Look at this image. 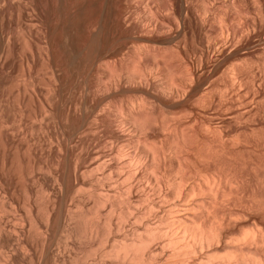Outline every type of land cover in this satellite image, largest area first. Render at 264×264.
Returning <instances> with one entry per match:
<instances>
[{"label":"bare ground","instance_id":"obj_1","mask_svg":"<svg viewBox=\"0 0 264 264\" xmlns=\"http://www.w3.org/2000/svg\"><path fill=\"white\" fill-rule=\"evenodd\" d=\"M21 1L24 2V0H21ZM81 1L82 0H80V1L79 0H26L25 1L27 3L26 5L31 4L34 7L35 18H33V17H32L33 19L31 18L32 23L31 24L29 23V26H30V29L32 31L33 30H34V32L37 31L39 36L44 38L43 40H46L45 48L42 47L43 50L41 52V53L44 52V55L46 53V56H48L46 58H49L50 53L52 54L53 52L57 53L60 56H62L64 54L66 55V53H63L64 52L63 47H65V46L62 47L63 42L61 39L63 38V34L65 35L66 30L70 29V27H68V25H67V22L70 21L68 19L71 18V17L69 18V16L72 13H75L76 10H78V8L80 7L78 5ZM121 1H123L124 5H125V10H124L123 14L121 15L122 16L121 22H123L122 24H124L126 27L125 29H126L127 37L128 38H134V46L132 45V50H130V53L128 54L129 56H131V58L129 57V59L133 60L132 62H135V61L138 62L139 61L138 63L145 65V67L142 66L144 68L141 67L139 69V68H137L138 67L137 66L136 68H137V70L138 69L139 70L136 72L134 70V73L129 71L130 74L128 73V75H127V72H125V71H123V74H121L122 71L121 72L117 71V72H113V73L110 71L109 75H110V73H111V75H110V77H108L109 91L110 90H112V91L130 90V91H133V93L137 92V93H140L142 95L144 94L146 97L148 96V97H151L154 99H159V98H161V96L163 98L182 96L183 94L186 95V93H185L186 91L189 93L195 92L198 90L199 87L202 88L201 86L203 85V82H205L204 80H207V78L204 79L203 81L200 78H197L194 81V80H190L189 78H187V77H190V76H187L189 74H186V73H185L186 75L183 74L185 76L184 77V76H180V74H181L180 73L176 77V74L173 75V73L171 71H168V73L171 72L170 74H168V76L170 75V78L173 75L171 78L172 80L170 82L169 81L163 82L161 78L160 79L156 78L153 75L154 73L152 74V72L150 70L152 68L151 66L153 64L152 61H151L152 64H150L151 62H149L150 61L149 58L152 59L151 55L155 56V54L157 53L156 56H158V54H160V53L163 54L164 51L166 52V54H168L167 49H169L171 46L173 48V45L176 46V44L178 43V41L176 40L177 39L176 37L179 38V36H181V37L185 36L182 34L185 33L186 30L189 29L188 26L191 29H192V26L193 27L196 26V27H199L200 29H202L203 31H206V33H210L209 35L207 34L209 36V37L207 36L209 38L208 39L209 44H214V46L218 44V41H219V43L221 41H224L223 40L224 36L227 39L228 38L234 39L235 38L234 36L237 35L236 32H237L238 26L235 27L233 25L234 23H231L233 21L229 22L232 24L231 26H230V24L224 25L223 24L224 19H222V17L220 16V13L217 12V10H218L217 4L219 2H222L221 0H143V3L145 2L144 5L146 6V7L144 6L145 10L142 8H139V6L137 7V5H135V3L138 0L137 1L136 0H121ZM224 1H225V4L227 5V7L229 9L233 10L232 12L235 11L236 13H238V10L241 11V9H242L240 7L241 3H240V5H238L239 3H237L239 0H237V2H234V0H224ZM242 1H245V0H240L239 2H242ZM99 2H103V1H99ZM14 3H16V0H0V14L4 10H7V12L9 13L8 20H7V26H2L4 24V22L3 23L0 22L2 24V25H0V65H2V68H4V70H5L4 71L5 77H6V81H7V85H8V87H7L8 92L6 93L7 94L6 98L0 99V143H2L3 144L2 147L4 146V148H5V150H4L5 155H4V158L2 161V168L0 169V264H110V259L112 257L116 258L118 264H264V170L255 176L251 175V172L254 169V166H257L254 164H253V167L251 164L248 165L249 167L245 165L246 166L245 170L247 169L245 171V173L240 171V170L239 171L232 170V167H230L228 165V163H226V159H224V160L219 159L221 157L222 158L226 157V156H224V154H225L224 150L218 152L219 150H222V149H219V150L217 149L215 156H213L214 157L213 162L211 161L212 159H210L211 157H209L210 163L211 162L213 163L212 167L211 166H210V168L207 167L206 170L193 169L192 167H194V165H193L194 163H192L193 161L190 162V160H189L190 158L188 156L190 153L189 154L187 153L188 152L187 151L188 150L187 145L190 142H188L186 139L187 134L184 133L186 130L183 128L185 131H181L182 129H179V127H178L179 124L174 126L175 129L173 128L174 129L173 132L171 131L173 133V135H171L173 142L169 148L161 149V148L154 147V143H152V141L150 140L151 143L153 144V145L151 144L153 146V147H151L149 145L150 141L148 140V132L151 131V129L154 126H157V123H158V120H157L158 116L155 115L156 113L155 114L153 113L154 111H152V109H151L152 113L147 112V109H146V111L143 110L144 112L143 111L139 112V114H137V113L134 114L133 109H132V111H130L131 112L130 119L132 120L133 123H131L130 119H129V124H131V125L134 124L132 127H134V129H135L136 135L133 136V138L129 142L130 143L129 146L131 145V143L136 146L139 142H141L140 139L143 140L142 143L145 141L146 142L149 141V142H147L148 145L146 142H145L146 144L143 143L144 145H142V143H141V145L140 144L137 145L136 146L137 150L135 151V149H134L133 151H135V152H133V154L134 153L136 154L138 152V150H140L141 155H144L146 157L150 156L151 161H149L150 163H149L146 171L143 172L142 177L144 178V180L147 179L148 182L149 181L152 182L153 180L155 181V183H154L155 186L153 185L155 188L152 186L153 189L152 188L151 189L158 191L159 193H157V194L161 193V196L164 197V198H162V199H164L163 200L164 202L162 200H160L157 203V202H155L156 201L155 199H154L155 201H150L151 198L148 197L149 195L147 196V194L145 193L146 196H144L145 194H143L142 197L143 196L144 197L141 198V200L140 199L139 200L141 202L143 201L142 204H146L145 205L146 208L144 210L140 211L141 207H142L140 204L139 212L135 211V213L133 214L134 216H132V219L134 220L135 223H137V225L132 227L133 231L129 235H126L127 231H125L126 226L128 225L127 224V222H128L127 221L128 220L127 213L122 208V206H120V203L122 204L123 202L122 201L119 202L120 200L118 197H116V199H115L113 196L114 194L112 195L108 189V185H109L108 181H111L112 175L120 173L121 169L123 168L122 167L123 163H125L124 162V156H125V153L127 152V150L125 151V149H127V148H125V149H123V148L125 147L124 145L126 143V140H128L127 135L125 134L126 125H124V123H123L124 120L121 121L117 117V115H119L120 113H116L117 115L115 117V115H114L115 113L113 111H111V114L114 113V114H112L113 116L109 115L110 114L109 112H107L108 113L107 114L104 111L106 113V114L104 113L105 117L109 121L107 120L108 122H106V124L103 123L105 133L107 136V140L109 141V142L108 141L107 142L110 144L109 147L112 150L113 154L108 155L109 153L108 154L105 153V154H100L95 158L93 157L94 159L91 161L90 165L88 164L89 166H86V167L84 165H79L80 164L78 162L79 160L76 162L79 164L75 165L74 167L68 166L69 168H61L60 164L62 162L59 163V166L54 167V168H44L42 166L41 167L40 166L39 167L34 166V168L31 167L32 168L31 170H28V169L24 170V167H25L24 166L23 170H22V178H23L22 180H23V182L25 181V184L27 185L25 190H24V194H25L24 197L26 198V199H24L26 201V203H25L26 207H25V212H24L25 216L20 217L19 216L20 214L16 215V213L19 211V209L16 208V204L18 205V202L16 203L17 200L13 201L12 197H10V191L11 190H9L10 189L9 186L11 185L10 182L12 180H11V176H10L9 169H8L9 152L12 148L13 143H14L15 131H16V130H14V127H13L14 125L12 122V120H14V115H15V114L13 115V111L15 110L16 107L14 108L15 103L13 104L12 100H11V95H13L12 94L13 92H11V91L13 89H11L12 86L10 87L12 68H13V63H14L13 60H14V56H15V53L17 50V47H16V37L17 36L15 37V34L13 32V29H12V25H11V23H12L11 22L12 21V18H11L12 12L11 11H12V7H14L13 5H16ZM17 3L19 4L20 2H17ZM96 3H97V1H96ZM235 3H237V4H235ZM254 3H256V2H253V4ZM22 4H24V3H22ZM31 5H29V6H31ZM24 6H25V4H24ZM236 6H238V7L236 8ZM33 7H30V8H33ZM20 9H22V8H20ZM256 9L258 11L257 14H259L258 17H261L260 18L261 22H264V0H257ZM242 11H241V13L239 12L240 13L239 15L236 13L235 14L238 16H243V15H241V14H243ZM24 12H26V11L24 10ZM31 13L33 14V12H31ZM76 15H78V14L75 13L73 16L75 17ZM1 16H3V15H1ZM30 16H31V14H30ZM32 16H34V15H32ZM243 18L246 21L245 16ZM2 19H5V17ZM20 19H18V20H20ZM73 19H75V18H73ZM5 20H3V21H5ZM241 20H242V18H241ZM21 21H23V20H21ZM90 23H91V21H90ZM75 25H76V23H75ZM262 26H264V25H262ZM21 29H19V30L21 31ZM206 29H209V32H207ZM26 30H27V27H26ZM95 30H96V28H95ZM68 32H69V30H68ZM91 32H94V31H92V29H91ZM91 32H90V34H91ZM173 32H174V37H172ZM30 33H32V32H30ZM22 34L20 35V37L22 36ZM124 34H125V32H124ZM23 35L26 36L25 34H23ZM66 35H65V37H66ZM68 35H69V33H68ZM68 35H67V37H68ZM91 35H93V34H91ZM168 35H170L171 37H169ZM93 36H92V38H93ZM72 37H73V35H72ZM97 38H99V37L96 36L95 39H97ZM24 39H25V37H24ZM83 39H85V38H83ZM135 39L137 42L135 41ZM28 40H26V41H28ZM87 40L88 39L86 38V41ZM99 41H101V40H99ZM99 41L88 40L86 43H84L83 48H85L87 52L85 51L86 53L85 52L81 53V54L85 53V55H83V56L80 55V57L81 56H82V58L85 57L84 58V60L86 59L85 62L86 63L88 62L89 64L93 63V62H94V64H96V61L97 62L100 61L99 63L102 62L103 63L102 65H104V66L106 65V68L109 69L110 67H107V66H109V60L105 56H103V54H105V53L103 51H101V52H103V54H101L97 51L98 45L100 48V43H98ZM42 42H45V41H42ZM81 42H83V41H81ZM84 42H85V40H84ZM80 45H81V43H80ZM26 46L28 47V45H26ZM67 48H68V46H67ZM83 48L80 47V49H78L79 51H77V52L80 53V51L81 52L84 51ZM30 49H31V47H30ZM174 49H175V47H174ZM74 51H76V50H74ZM172 51H174V50H172ZM79 53H77V54H79ZM54 54H53V56H54ZM77 54L75 56H77ZM166 54H165V56H166ZM148 55H149V58H148ZM168 56H169V54H168ZM179 56L180 55H178V57ZM67 57H68V54H67ZM80 57H78V58H80ZM200 57H202V55ZM61 58H66V57L64 56ZM74 58H71V59L74 60ZM164 58H166V57H164ZM175 58H177V57H175ZM70 60L68 59V61H70ZM76 60H77V58H76ZM76 60H75V62H76ZM177 60H179V58ZM82 61H83V59H82ZM142 61H144V64L142 63ZM145 61H146V64H145ZM171 61H170V63H171ZM60 62H62V60ZM79 62H81V61L79 60ZM24 63H25V61H24ZM231 63H233V62H231ZM65 64L66 63H64V65L62 64L63 67H65ZM69 64H70V62H69ZM58 65H60V64H58ZM216 65L214 66V70L216 68ZM154 66H156V65H154ZM187 66H188V64H187ZM139 67H140V65H139ZM217 67H218V65H217ZM167 68H168V66H167ZM236 68H237V66H236ZM239 68H240V66H239ZM234 69H235V67H234ZM114 70H117V69H114ZM114 70H112V71H114ZM169 70H172V68ZM231 70H233V69L231 68ZM24 73H26V71ZM102 73H103V71H102ZM237 74H235V75L237 76ZM109 75H107V76H109ZM164 75H166V74H164ZM238 75H240V73ZM25 76H26V74H25ZM234 76H231V77L234 78ZM103 77L100 76L97 79L96 83L99 87H101V83H103V84L105 83V81H104L105 78L103 79ZM160 77H162V76H160ZM25 79H26V77H25ZM167 82H169V83H167ZM232 82H233V80H232ZM13 87L15 88V86H13ZM25 89L26 88H24V90ZM97 89H99V88H97ZM149 89H152V92L155 90L156 91L155 93L158 92V95L160 93V97L158 95L155 96V94H151L152 92L149 93V91H151ZM231 89H232V87H231ZM147 90H148V92H147ZM50 91H51V89H50ZM99 91H101V90H99ZM130 91H127V92H130ZM216 91H217V89H216ZM225 91H223V92H225ZM24 92H26V91H24ZM180 93H183V94L179 95ZM4 94H5V92L3 93V95ZM213 94H214V92H213ZM224 94H226V92ZM24 95H26V94L24 93ZM222 96H223V94H222ZM183 98L186 99L187 97L185 98L183 96ZM16 100H18V99L16 98ZM159 101H160V99H159ZM19 102H18V104H22L21 100ZM163 102H164V99H163ZM144 103H143V105L148 106V104L146 102H144ZM160 103H162V101ZM27 104L25 106H27ZM132 104H133V102H132ZM162 104H163L162 106H165L166 108H170L169 105H167L165 103H162ZM243 104H245V103H243ZM243 104H242V107L244 106ZM44 105H46V104H44ZM50 105L52 106V104H50ZM140 106H142V105H140ZM152 106H154V105H152ZM232 106L233 105L231 104V107ZM208 107H209V105H208ZM20 108L22 109V106ZM44 108L46 111L47 110L46 106ZM51 109H53V107ZM25 110L23 109V112ZM121 110H122V108H121ZM203 110H204V107H203ZM208 110H209V108H208ZM23 112H22V114H23ZM119 112H121V111L119 110ZM42 113H44V112H42ZM18 115H20V114L18 113ZM25 116H26V114H25ZM29 116H27V119ZM110 116L113 117V120H111L112 118ZM122 116L123 115H121V117ZM23 117H24V114L22 115V119L25 120ZM114 117H115V119H114ZM232 117H234V116H232ZM15 118H16V116H15ZM188 118H190V117H188ZM47 119H50V118L47 117ZM23 120L21 121V123L24 122ZM85 120H86V118H85ZM44 121H45V119H44ZM98 121L97 120L94 121L95 124L99 123ZM196 121H199V120H196ZM90 122H93V121H90ZM85 123H86V121H85ZM56 124H57V122H56ZM164 124H165V122H164ZM194 124H196V123H194ZM165 125H167V124H165ZM211 125L209 126V128L211 127ZM91 126H93V124ZM164 126H163V128H164ZM21 127H22V125H21ZM21 127L19 129H21ZM207 127H208V125H207ZM23 128L24 127H22V129ZM41 129H42V127H41ZM48 129H50V128H48ZM104 129H102V130H104ZM252 130H254V129H252ZM20 132H22V131H20ZM24 132H23V135H24ZM46 132L48 133V131H46ZM62 134H65V133L63 132ZM88 134H89V132H88ZM193 135H195V134H193ZM255 135H256V133H255ZM257 135H258V133H257ZM27 137L28 136H26V138ZM38 137H40V136H38ZM189 137H191V136H189ZM223 137H225V136H223ZM259 137H261V136L259 135ZM33 138H35V137H33ZM191 138H189V139H191ZM248 138H249V136H248ZM248 138H247V140H248ZM22 139H23V137H22ZM41 139H40V142H41ZM64 139H65V137H64ZM218 139H220V141H221V137L220 138L218 137ZM222 139H224V138H222ZM262 139L264 141V137ZM30 140H32V138ZM228 140L229 139L226 138V141H228ZM231 140H233V139H231ZM231 140H229V141H231ZM237 140H238V138L236 137L235 141L237 142ZM260 141H261V138H260ZM221 142L223 143L225 141L222 140ZM233 142H234V140H233ZM230 143H232V142H230ZM247 143H248V141H247ZM35 144H36V142H35ZM52 144H54V142ZM106 144L107 143L104 144L105 147L107 146ZM207 144H209V143H207ZM224 144L226 146V143H224ZM241 144H242V142H241ZM254 144H256V143H254ZM122 145L124 146L123 148H122ZM134 145H133V147L135 148ZM218 145H216V146H218ZM235 145H236V143H235ZM225 146L223 145V147H225ZM259 146H260V144H259ZM105 147H103V148H105ZM198 147H199V145H198ZM201 147H203V145ZM103 148H101L100 150H103ZM113 148H115L116 151H114ZM211 148L212 147H210V150H211ZM234 148H236V147H234ZM60 150H62V149L60 148ZM104 150L106 151L107 149L105 148ZM201 151H202V149H201ZM107 152H108V150H107ZM95 153L99 154L100 152L96 151ZM139 153H137V155ZM78 154H80V153H78ZM231 154H229V155H231ZM244 154H246V153H244ZM259 154H258V156H259ZM112 155H113V157H112ZM63 156H64V154H63ZM128 157H131V155ZM141 157L142 156H140L138 159L137 156L134 155L132 157V159L134 161L132 159H130V160H132L135 163H136V161L138 163H141L142 162ZM127 158H125V159H127ZM196 158H198V156H196ZM233 158H234V155H233ZM251 158H253V157H251ZM231 159H232V156H231ZM240 159H242V157ZM168 160H169V165H170V167L174 173V175L171 177L167 173L168 172L166 170L167 167H165V169H164V166L166 165V163H168L167 162ZM201 160L204 161L203 159H201ZM202 161L200 163H203ZM146 163L147 162L144 163L145 165L143 164L144 167H146ZM198 164H196L197 166L195 165L196 166L195 168L198 167ZM233 164H235V162ZM245 164H247V163H245ZM205 165H206V163L204 164V166ZM260 165H261V167L264 168V164H260ZM232 166H234V165H232ZM141 169L143 170V167L140 168L139 170H141ZM148 169H150V170H148ZM171 169H170V171H171ZM144 170H145V168H144ZM99 172L102 173V176H99V175H101ZM142 177H141V179H142ZM116 180L114 179V182ZM31 182H33L35 184H33V186H32ZM141 183H142L141 185L145 184V182L144 183L141 182ZM28 184H30V185L28 186ZM36 184H39L40 186H42L41 189L45 188L47 193H48V197L45 195L46 196L45 198H47V200L44 203L45 204L44 205V211H43L44 217H42V215L40 213V211L43 209L40 208L41 205L38 204L39 202H37L38 201L37 198H36V200L32 199V196H34V195H31V193L33 194V192H34L33 187ZM145 185H143V186H145ZM43 186H44V188H43ZM134 186L132 183V185L130 186V189H129L130 195L129 194L127 195V197L129 196L128 197L129 200H127L128 205H129L128 206L129 210L131 208H135L137 206L136 205L137 202L134 203V201L130 198V196L133 193L132 188H136ZM147 187H148V185H147ZM149 187H150V185H149ZM69 188L72 189V193H71L69 199L67 200L66 195L69 192ZM165 188H167L168 191L165 192L164 191ZM36 191H38V190H36ZM142 191H141V193H143ZM144 192H146V191H144ZM42 193H44V191H42ZM152 195H154V194L152 193ZM174 195H177V198H175L173 202L170 200L172 198H170L168 200L169 197H173ZM122 196H121V198H123ZM159 196L160 195H158V197ZM153 198H155V197H153ZM6 199L11 200L10 202L13 201L12 204H10L9 200H8L9 205L6 204V203H8ZM113 199H114V201L115 200H119V201L118 202H112ZM5 200H6V202H5ZM91 201H92V205H89L91 203ZM159 202H163L164 204L163 203L160 204ZM20 203H21V201H20ZM82 205L86 209H88L87 213L84 211V210H86L84 207H82V209H84V210H82V211H84V213L78 211L80 209L79 206H82ZM74 207H76V210H74ZM6 208H8L9 210H7ZM39 208H40V210H39ZM77 208H79V209L77 210ZM16 209H18V211H16ZM136 209H138V208H135V210ZM8 211L11 212L10 218H12V220H14L13 221L14 223H12V220L7 219L8 215H6V214L8 213ZM115 213H119L120 220L118 221L119 223H117L115 226H113L114 222L112 219V215H114ZM114 218H115V216H114ZM135 227H137V228H135ZM132 228H130V229H132ZM130 229H129V232L131 231ZM123 232H124V235L121 237L120 234ZM60 238H65L66 241H69L67 244H65L66 250L68 247H70L69 249H71V252H69L70 254L68 256H67V254L65 255L64 251H66V250L64 247H63L64 248L63 250L60 249L61 248L60 246H63V245H59L58 247L56 245V242L58 243V241L59 242L63 241V240H60ZM65 240L62 243H65ZM161 250H162V252L164 250V252H163L164 254L162 253L163 256L161 255L162 257L159 255V252H161Z\"/></svg>","mask_w":264,"mask_h":264},{"label":"rangeland","instance_id":"obj_2","mask_svg":"<svg viewBox=\"0 0 264 264\" xmlns=\"http://www.w3.org/2000/svg\"><path fill=\"white\" fill-rule=\"evenodd\" d=\"M25 1L26 0H24V2L21 0H19V1L16 0V3H14L16 5L12 4L14 7H12V11H11L12 12V14H11V18H12L11 25H12V29H13V32L15 34V37L17 36L16 37L17 50H16L14 60H13V62H14L13 68L14 69L12 68V76H11V82H10V87L12 86L11 89H13L11 91V92H13L12 93L13 95H11V100H12L13 104L15 103L14 108L16 107L15 110L13 111V115L15 114L14 120H12L13 125H14L13 126L14 130H16V131H15L14 143L12 145L13 149L11 148L12 151L10 150V152H9L8 169H9V173H10L11 180H12L10 182L11 185L9 184L10 185L9 190H11L10 191V197H12L13 201L17 200L16 203L18 202V205L16 204V208H18L19 211H18V209H16V211H18L16 213V215L20 214L19 215L20 217L25 216L24 212H25V207H26V205H25L26 201L24 199H26V198L24 197L25 196L24 190H25L27 185L25 184V181L23 182V180H22L23 179L22 178V170H23L24 166H25L24 170H27V169L31 170L32 168H34V166L35 167H39V166L41 167L42 166L44 168H54V167L59 166V163L62 162L60 164L61 168L74 167L75 165H77L79 163H80L79 165H84L86 167V166H89L91 161L100 154H105V153L106 154L109 153L108 155L113 154L112 150L109 147L110 144L108 143L109 141L107 140V136H106L105 129H104V124H106V122L109 121L105 117V114L107 112H109L110 113L109 115H111V116H113L112 114L115 113L114 114L115 117L117 115L116 113H120L121 115H123L121 117V115L119 114L120 116L117 115V117L121 121L124 120L123 123H124V125H126L125 134L127 135L128 140H126L125 145L123 144L125 147L122 145V148L123 147H124L123 149L127 148V149H125V151L127 150V152H128V153L126 152L125 156H124V162L125 163H123V166H122L123 168L121 169V172L118 173L119 175L113 174L111 181H108L109 192H111L112 195L114 194L113 196L115 199H116V197H118L120 200V201L119 200L114 201V199H113L112 202H118V201L121 202L122 201L123 203L122 204L120 203V206H122V208L127 213V217H128L127 224L128 225L126 226V229H125V231H127L126 232L127 234L125 233L126 235H129L133 231L132 227L137 225V223H135L134 220L132 219V216H134L133 214L135 213V211L139 212L140 204L142 206L140 211H142L146 208V206H145L146 204H142L143 201L142 202L140 201L141 198H143L147 194V196L149 195L148 197L151 198L150 201L156 200L155 202L158 203V201L164 200V199H162L164 197L161 196V193L157 194V193H159L158 191L152 190L153 187L155 186V184H154L155 181L153 180L152 182L151 181L148 182L147 179L144 180V178L142 177L143 172L146 171V169L150 163L149 161H151L150 156L146 157L144 155H141L140 150H138V152H137V153L140 152L138 155H137V153L133 154V152H135L137 150L136 146L139 144L141 145L143 140L140 139L141 142H139L136 146L132 143H131L132 146L131 145L129 146V144H130L129 142L131 141L133 136L136 135V131H135L134 127H132L134 124L133 125L129 124V119L131 117L130 111H132V109L134 111L133 112L134 114L135 113L139 114V112H141L143 110L146 111V109H147V112L152 113V111H154L153 113L154 114L156 113L155 115L158 116L157 117V120H158L157 126H154L151 129V131L148 132V140L149 141L151 140L152 143H154V147L161 148V149L169 148L173 142L171 135H173L172 132L175 129L174 126H176L177 124H179L178 125L179 129H182L181 131L186 130L184 133L187 134L186 139L188 142H190L187 145V149H188L187 153L188 154L190 153V154L189 155L187 154V155L190 158L189 159L190 162L193 161L192 163H194L193 164L194 167H192L193 169L206 170L207 167H209V168H210V166L212 167V165H213L212 162L214 159L213 156H215L217 149L218 150L222 149V150H219L218 152L224 150V153H225L224 156H226V157L225 158L221 157L219 159L220 160L226 159V163H228V165L230 167H232V170H237V171L240 170V171L245 173V171L247 170V169L245 170L246 166H248L250 164L252 165V167H253V164L257 165V166H254V169L251 172L252 176L257 175L258 173H260L261 171L264 170V168L261 167V165H260V164H264V141L262 139L264 137V29H263L264 26H262V25H264V22H261V19H260L261 17H258L259 14H257V12H258L256 9L257 0H245L242 2H239L240 0L238 2H237V0H234V2L239 3L238 5H240V3H241V5H240V7L242 8L241 11L243 10L242 11L243 14H241V15H243V16H238L241 13V11H239V10H238V13H236L235 11L232 12L233 10H231L227 7L224 0H221L222 2H219L217 4L218 5L217 12L220 13V16L222 17V19H224L223 24L224 25L230 24V26H231L232 25L231 23H234L233 25L235 27L238 26L237 27L238 29L236 32L237 35L234 36L235 37L234 39H231V38L227 39L224 36L223 37L224 41L220 40L221 42L219 43V41H218V44L214 46V44H209V40H208L209 36L208 35L210 33H206V31H203L202 29H200L199 27H196V26H194V27L192 26V29L188 26L189 29L187 28L188 30H186V32L182 34L185 36L181 37L178 35L179 38L176 37L177 38L176 40L178 41L179 44L177 43L176 46L173 45V48L171 46L169 49H167L169 56H168V54H166L165 51L163 52V54H161L159 52L160 53V54H158L159 57L156 56L157 55V53H156L155 56L157 58L155 56L151 55V57H152V59H151V58H149V55H148V58L150 59L149 62H151V61L153 62V64H152V62L150 63V64H152V66L151 65L150 66L152 68L154 67L153 68L154 70L152 68L150 69L152 74L154 73L153 75L156 78H159V79L161 78L163 82H166V81L170 82L172 80L171 78L174 74H176V77H177V75H179L180 73H181L180 76H184L186 74H189L187 76H190L191 78L190 77H187V78H189L190 80H194V81L197 78H200L202 81L207 78V80H204L205 82H203V85L201 84L202 88H200V87H199L200 89L198 88L199 91L197 90V91L191 92V93L186 91L185 92L186 95H184L183 93H180L179 95H182V94L183 95L182 96H176V97H168V98L165 97V98H163L161 96V98H159L160 101H159V99H154V98H151L148 96L146 97L144 94L142 95V94L137 93V92L133 93V91H130V90H127L130 92L123 91V90H118V91L110 90L109 91L108 77H110V75H111V73L109 75L110 71L112 73L117 72V71H120V72L122 71L121 74H123V71H125V72H127V75H128V73L130 74V72L134 73V70H135V72L138 71L142 66L145 67V65L138 63L139 61L136 62L134 60L136 62L135 63V62H132L133 60L129 59V57L131 58V56H129L128 54L130 53V50H132V45L134 46V38H128L127 37L126 29H125L126 27L124 24H122L123 22H121V18H122L121 15L123 14V12L125 10V5H124L123 1H121V0L120 1L119 0H82L78 5V6H80L79 7L80 9L78 8V10L75 11V13L78 15H76L74 17L73 15L75 13H72L69 16V18L70 17L71 18L68 19L70 21L67 22V25H68V27H70V29H67L65 32V35L66 34L68 35V33H69L68 37H67V35L65 37L64 34H63V38L61 37L62 38L61 40L63 42L62 47L65 46V47H63L64 48L63 53H66V55L64 54V55L60 56L57 53L53 52L52 54L50 53L49 58H46V57H48V56H46V53H45V55H44V52L41 53L43 50L42 47L45 48L46 40H43L44 38L39 36L37 31L34 32V30L32 31L30 29L29 23L31 24L32 19L35 18L34 7L31 4L26 5L27 3ZM96 1H97V3H96ZM99 1H103V2H99ZM252 1L256 2V3L253 4ZM17 2H20V3L18 4ZM21 2L24 3L25 6ZM144 3H143V0H138L135 3V5H137V7L139 6V8L144 9L146 7L144 5ZM237 3H235V4H237ZM29 5H31V6H29ZM30 7H33V8H30ZM237 7L238 6H236V8ZM20 8H22V9H20ZM24 10L26 12H24ZM31 12H33V14ZM235 13L238 15H236ZM30 14H31V16H30ZM1 15H3V16H1ZM8 15H9V13L7 12V10H4L0 14V16H1L0 22L1 23L4 22L3 25L1 23H0V25L7 26ZM32 15H34V16H32ZM244 16L246 18V21L243 18ZM4 17L6 20L2 19ZM73 18H75L76 20ZM241 18H242V20H241ZM18 19H20V20H18ZM3 20H5V21H3ZM21 20H23V21H21ZM90 21H91V23H90ZM231 21H233V22H231ZM229 22H231V23H229ZM75 23H76V25H75ZM26 27H27V30H26ZM95 28H96V30H95ZM19 29H21V31ZM91 29L94 32H91ZM68 30H69V32H68ZM206 30H207V32H209V29H206ZM30 32H32L33 34ZM90 32L94 36L91 35ZM124 32H125V34H124ZM22 33L25 34L26 36H24ZM21 34H22V36L20 37ZM72 35H73V37H72ZM170 35H168V36L171 37L173 35L172 37H174V32L172 33L171 36ZM92 36L94 39L92 38ZM96 36H98L99 38L95 39ZM24 37L26 40H28V39L29 40L26 41L24 39ZM83 38H85V39H83ZM86 38L88 40H97V41L101 40L98 42V43H100V48L98 45L97 51L101 54H103V52L105 53V54H103V56H105L109 60V66H107V67H110L109 69L106 68V65L105 66L102 65L103 64L102 62L99 63L100 61H98V62L96 61V64H94V62L89 64L88 62L87 63L85 62L86 61V59L84 60L85 57L82 58V56L85 55V53L87 52L86 49L83 48L84 43H86L88 41V40L86 41ZM80 40L83 42H81ZM84 40H85V42H84ZM42 41H45V42H42ZM135 41H136V39H135ZM80 43H81V45H80ZM26 45H28V47ZM67 46H68V48H67ZM30 47H31V49H30ZM80 47H82L84 49V51H82V52L80 51V53H79L77 51H79L78 49H80ZM174 47H175V49H174ZM74 50H76V51H74ZM172 50H174V51H172ZM73 51L76 54L77 53H79V54H77V56H75L76 54ZM101 51H103V52H101ZM83 52H85V53L81 54ZM164 53L166 54V56ZM53 54H54V56H53ZM67 54H68V57H67ZM80 55H82V56L80 57ZM178 55H180V56L178 57ZM201 55H202V57H200ZM64 56L66 58H61ZM78 57H80L81 59ZM164 57H166L167 59ZM175 57H177V58H175ZM71 58H74V60ZM76 58H77V60H76ZM178 58H179V60H177ZM68 59L69 60L71 59V60L68 61ZM82 59H83V61H82ZM61 60H62V62H60ZM75 60H76V62H75ZM79 60L81 62H79ZM24 61H25V63H24ZM170 61H171V63H170ZM69 62H70V64H69ZM231 62H233V63H231ZM61 63L63 65H64V63H66L68 66L65 64V67L67 66L65 68V67H63V65ZM142 63L144 64V61H142ZM58 64H60V65H58ZM145 64H146V61H145ZM187 64H188V66H187ZM216 64L218 65V67ZM139 65H140V67H139ZM154 65H156V66H154ZM215 65H216V68L214 70ZM167 66H168V68H167ZM236 66H237V68H236ZM239 66H240V68H239ZM136 67L139 69L137 70ZM144 67H142V68H144ZM234 67H235V69H234ZM171 68H172V70H169ZM231 68L233 70H231ZM111 69L112 70L117 69V70L112 71ZM24 70L26 71V73H24L25 72ZM4 71H5L4 68H2V65H0V79H1L0 80V99L6 98V95H7L6 93L8 92L7 91L8 85H7V81H6ZM102 71H103V73H102ZM168 71H171L173 73V75L171 74L172 75L171 78H170V75L168 76V74H170L171 72L168 73ZM236 72L238 74L240 73V75H238ZM25 74H26V76H25ZM164 74H166V75H164ZM233 74L234 75L237 74V76L236 75L234 76ZM99 75L102 77L104 76L103 79L105 78V80H104L105 83L104 84L101 83L102 88L99 87L96 83L98 77H100ZM107 75H109V76H107ZM160 76H162V77H160ZM231 76H234V78ZM25 77H26V79H25ZM232 80H233V82H232ZM169 82H167V83H169ZM13 86H15V88ZM231 87H232V89H231ZM24 88H26V89L24 90ZM97 88H99V89H97ZM50 89H51V91H50ZM216 89H217V91H216ZM99 90H101V91H99ZM149 90H151V91H149V93L152 92V89H149ZM24 91H26V92H24ZM223 91H225L226 94H224L225 92H223ZM4 92H5V94H4L5 96L3 95ZM147 92H148V90H147ZM155 92L156 91L154 90L151 94H155V96H157L158 92L157 93H155ZM213 92L215 95L213 94ZM24 93L26 95H24ZM221 93L223 94V96ZM158 96L160 97V93ZM183 96L185 98L186 97L187 98L184 99ZM16 98L18 100H16ZM162 98L164 99V102H163ZM20 100H21L22 104H18V102ZM161 101H162V103L169 105L170 108H166L165 106H162L163 104L160 103ZM132 102H133V104H132ZM144 102H146L148 104V106H145L146 104ZM242 102L245 104H243ZM43 103L46 105H44ZM49 103L52 104V106ZM143 103L145 105H143ZM26 104H27V106H25ZM231 104L233 105L232 107H231ZM242 104L244 105L243 107H242ZM140 105H142V106H140ZM152 105H154V106H152ZM208 105H209V107H208ZM21 106H22V109L20 108ZM45 106L47 108L46 111L44 108ZM52 107H53V109H51ZM203 107H204V110H203ZM121 108L123 111L121 110ZM208 108H209V110H208ZM23 109L24 110L26 109L25 110L26 112L25 111L23 112ZM151 109H152V111H151ZM119 110L121 112H119ZM111 111H113L114 113L111 114ZM22 112L24 114L23 118L25 120L22 119V115H23ZM42 112H44V113H42ZM18 113L21 116L18 115ZM25 114H26V116H25ZM15 116H16V118H15ZM27 116H29L28 119H27ZM187 116L190 118H188ZM232 116H234V117H232ZM47 117L50 119H47ZM115 117H114V119H115ZM85 118H86V120H85ZM111 118H112L111 120H113V117H111ZM21 119L24 122L21 123V121H22ZM44 119H45V121H44ZM84 120L86 121V123ZM96 120L97 121L99 120L98 121L99 123H97L98 125L95 124V122H94ZM196 120H199V121H196ZM90 121H93V122H90ZM56 122H57V124H56ZM130 122L133 123L131 119H130ZM164 122L167 125H165ZM194 123H196V124H194ZM20 124L22 125V127H24L23 128L24 130L22 129ZM92 124H93V126H91ZM207 125H208V127H207ZM210 125H211V127L209 128ZM19 126L21 127V129H19L20 128ZM163 126H164V128H163ZM41 127H42V129H41ZM48 128H50V129H48ZM102 129H104V130H102ZM252 129H254V130H252ZM20 131H22V132H20ZM46 131H48V133ZM23 132H24V135H23ZM63 132L65 134H62ZM88 132H89V134H88ZM192 133L195 135H193ZM255 133H256V135H255ZM257 133H258V135H257ZM247 135L249 136V138ZM259 135L261 137H259ZM26 136H28V137L26 138ZM38 136H40V137H38ZM189 136H191V137L193 136V137L191 138ZM223 136H225V137H223ZM22 137H23V139H22ZM33 137H35V138H33ZM64 137H65V139H64ZM218 137L219 138L221 137V141L224 140L225 142L222 143L220 141V139H218ZM236 137L238 138L237 142L235 141ZM246 137L248 138V140ZM31 138H32V140H30ZM189 138H191V139H189ZM222 138H224V139H222ZM226 138L229 140L233 139L234 142H233V140L226 141ZM260 138H261V141H260ZM40 139H41V142H40ZM52 141L54 142V144H52L53 143ZM149 141H147V142H149ZM151 141L149 142L150 143L149 145L151 147H153L152 146L153 144L151 143ZM247 141H248V143H247ZM35 142H36V144H35ZM145 142H143V143H145ZM230 142H232V143H230ZM241 142H242V144H241ZM105 143H107L106 147L104 145ZM143 143H142V145H144ZM207 143H209V144H207ZM224 143H226V146ZM235 143H236V145H235ZM254 143H256V144H254ZM222 144L225 147H223ZM259 144H260V146H259ZM2 145L3 144L0 143V169L2 168V161H3L4 155H5V151H4L5 148H4V146L2 147ZM133 145L135 146V148L133 147ZM147 145H148V143H147ZM198 145H199V147H198ZM202 145H203V147H201ZM216 145H218V146H216ZM103 147H105L108 150V152H107V150L105 151L104 150L105 148H103ZM210 147H212L211 150H210ZM234 147H236V148H234ZM60 148L62 150H60ZM101 148H103V150H100ZM113 149H114V151H116L115 148H113ZM134 149H135V151H133ZM201 149H202V151H201ZM96 151H99L100 153L99 154L95 153ZM78 153H80V154H78ZM244 153H246V154H244ZM63 154H64V156H63ZM229 154H231V155H229ZM258 154H259V156H258ZM130 155H131V157H128ZM134 155H136L138 159L140 156H142L143 157V158L141 157L142 162L141 161H140L141 163H138L137 161H136V163L133 162L134 160L132 159V157ZM233 155H234V158H233ZM196 156H198V158H196ZM231 156H232L233 160L231 159ZM260 156L261 157L263 156V157L261 158ZM112 157H113V155H112ZM209 157H211L210 159H212L211 163H210ZM241 157H242V159H240ZM251 157H253V158H251ZM125 158H127V159H125ZM130 159H132L133 161ZM201 159H203L204 161H202ZM77 161L79 163H76ZM201 161L203 163H200ZM145 162H147L146 167H144ZM167 162H168V163H166L167 166L165 165L164 169H165V167H167V169H166L168 171L167 173L171 177L174 175V173H173V171L169 165V160ZM234 162H235V164H233ZM205 163H206V165H205L206 167L204 166ZM245 163H247V164H245ZM196 164H198V167L200 169L198 167L195 168L197 166ZM232 165H234V166H232ZM142 167H143V170L142 169L139 170ZM144 168H145V170H144ZM170 169H171V171H170ZM148 170H150V169H148ZM100 174L101 175H99V174L98 175L102 176V173H100ZM141 177L143 180L141 179ZM114 179L115 180L117 179V180L114 182ZM141 182H143V183L145 182L146 185L145 184H143L145 186L141 185L142 184ZM31 183H32L31 184L32 186H33V184H35L33 182H31ZM132 183H133V186L135 185L134 187H136V188H132L133 193L131 195L132 197L130 196V198L134 201V203L137 202L136 205L138 207L135 205L136 206L135 208H138V209H136V210H135V208H131L129 210V208H128L129 205L127 202V200H129L128 199L129 196L127 197V195L128 194L130 195L129 189H130V186L132 185ZM29 185L30 184H28V186ZM147 185H148V187H147ZM149 185H150V187H149ZM34 187H33L34 192L32 191L33 194L31 193V195H34V196H32V199L36 200V198H37V200H38L37 202H39L38 204L41 205L40 208L43 209L40 211V213H41L42 217H44L43 216L44 205H45L44 203L47 200V198H45V197L46 196L48 197V193H47L46 189L44 188V186H43L44 189H41L42 186H40L39 184L34 185ZM166 189L167 188H165V190H164L165 192L168 191V189L167 190ZM36 190H38V191H36ZM42 191H44V193H42ZM141 191L143 193H141ZM144 191H146V192H144ZM71 193H72V189L69 188V192L66 195L67 200L69 199ZM152 193L154 195H152ZM143 194H145V195L142 197ZM120 195L121 196L123 195L122 197L124 199L121 198ZM158 195H160L161 197L160 196L158 197ZM153 197H155V198H153ZM170 198H172L173 200ZM175 198H177V195H174L173 197H169L168 200L170 199L173 202ZM6 200H5V202H6ZM8 200H7V202H8ZM10 201L11 200H9V202ZM20 201H21V203H20ZM9 202L6 204L9 205ZM12 202H10V204H12ZM163 202H159V203L162 204ZM89 205H92V201ZM79 207L81 209L80 210L79 208H77V210L79 209L78 210L79 212L84 213V211H85L87 213L88 209H86L83 205L79 206ZM82 207H84L86 210L82 209ZM40 208H39V210H40ZM6 209L9 210L8 208H6ZM74 210H76V207H74ZM82 210H84V211H82ZM10 214H11V212L8 211V213L6 214V215H8L7 219L12 220V218H10L11 217ZM114 216H115V218H114ZM112 219L114 222L113 226H115L117 223H119L118 221L120 220L119 213H115L114 215H112ZM13 221L14 220H12V223H14ZM130 228H132V229H130ZM135 228H137V227H135ZM129 229L131 230L130 232H129ZM123 235H124V232L120 234L121 237ZM60 240H63V241H60V242L58 241V243L56 242V245H57V247L59 245H63V246H60L61 247L60 249L63 250L65 248V244H67L69 241H66L65 238H60ZM64 240H65V243H62V242H64ZM69 248L70 247L67 248L68 251L66 250V248H65L66 251H64L65 255L67 254V256L70 254L69 252H71V249H69ZM163 252H164V250H163ZM163 252L161 250V252H159V255L163 256V254H164ZM115 260H116V258L112 257L110 259V264H118L117 260L116 261Z\"/></svg>","mask_w":264,"mask_h":264}]
</instances>
